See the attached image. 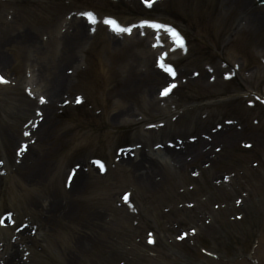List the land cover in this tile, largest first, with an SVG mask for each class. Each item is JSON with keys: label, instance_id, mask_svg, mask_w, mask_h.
Instances as JSON below:
<instances>
[{"label": "rangeland", "instance_id": "374dc122", "mask_svg": "<svg viewBox=\"0 0 264 264\" xmlns=\"http://www.w3.org/2000/svg\"><path fill=\"white\" fill-rule=\"evenodd\" d=\"M0 1L1 13L6 14L9 9L14 11L24 23L39 31L41 37L51 39L54 33L57 35L56 32L67 30L65 23L71 20L73 13L92 12L102 25L104 18L108 16L117 17L123 24L135 23L140 19L124 10L110 7L108 3L119 4L114 0ZM175 1L172 0V3ZM220 9L215 0H200L194 14L195 24L189 22L187 15L174 12L173 16L181 20V31L190 42L198 46L196 50L211 64L224 67L220 59L223 58L233 65H228L227 69L230 71L232 67H239L237 78L227 82L220 80L214 85L205 81L199 86L180 87L166 103L168 108L163 115L148 112L143 107V102L148 92L158 97L159 89L166 82L154 87L150 76L147 77L145 70L148 69V61L145 60L141 46L138 49L136 46L131 47L133 43L129 40L126 47L127 42L108 47L105 42L107 29L103 26L104 30L98 29L95 36L86 40L82 48L73 53L77 57L79 54L82 70H86L88 63L89 66L92 65L93 71H99L100 88L89 93L90 97L86 94V103L81 107L74 106L75 96L80 94L78 89L66 88L64 94L58 96L62 84L59 90L51 91L56 96L53 99V121L51 127L45 130L46 137L38 140L32 154L38 157L41 166L52 175L56 173V165L60 164L62 168L57 172L61 183H64L69 170L81 164V161L88 164L89 159L98 154L105 155L109 160L115 157L118 147L144 145L142 134L147 132L146 126L149 124L172 122L176 129L166 136V141L188 139L210 131L216 123L209 125L211 121L203 119L210 110L220 119H236L244 124L237 136L230 132L225 136L228 142H225L226 139L224 142H217L213 151L219 147L223 152L214 163L206 157L195 162L187 161L190 166L186 172L170 171L161 183L156 181L158 188L152 191H146L142 186L135 187L134 190L127 187L137 183L131 177L132 171L122 165L119 169L112 168V173L110 165V173L105 177L88 164L90 185L86 194L94 200L99 211L90 214L86 210L88 205L85 204L82 208L79 207V217L70 224L84 249L80 264H218L211 263L212 260L202 254L201 248L217 254L222 258V264L236 261L235 264H250L252 261L247 258L251 256L250 250L255 243L258 248L253 259L264 264V23L260 24L258 30H250L243 25V22H249V13L248 19L244 20H238L236 14H223V23L216 25L221 15ZM155 13L158 14L149 15L150 19L170 22L168 12L166 16H160L159 11ZM263 17L259 16L258 22ZM168 43L170 44H166ZM118 47L122 48V52L116 49ZM40 53L41 57L37 58L42 64L34 61L24 63L22 56L8 52L9 60L4 62L5 70H2V75L12 82L28 74L31 79V75L34 78L38 75L35 68L59 64L61 51L57 43L52 47L47 45ZM108 58L113 59L121 69V77L115 78L114 71H110ZM103 59L107 64H101ZM172 61L180 69L186 67L185 62L178 61L177 56H173ZM153 64L150 63V68L154 67ZM66 66L68 70H74L77 64L73 61ZM193 68L194 63L188 65V69ZM74 73L76 74L73 71ZM74 86L72 88L76 87ZM2 88L0 87V120L6 124H14L18 128L17 132L24 130V126L31 119H36V116L20 115L19 101L26 98L23 89L14 87L7 92ZM48 95L49 92L43 90L36 97L44 96L49 102ZM253 95L259 102L250 109L247 103L254 100ZM130 114L136 117L132 118ZM135 120L139 124H135ZM197 122L202 125H197ZM232 136L234 142L231 140ZM160 141H151V149ZM246 142L253 144V148L246 149L242 145ZM223 145L226 147L223 148ZM209 163L213 164L202 171V174L199 173V178L191 177L190 173L195 169L203 170V166ZM218 182L222 186L216 184ZM3 184V192L0 191V213L7 209L14 210L19 213L22 223L23 218L29 217L28 213H21V204L25 201L20 200L21 195L17 191L13 192L7 182L4 181ZM191 185L193 187L190 189ZM126 190L132 191L136 213L121 207L120 196ZM240 197H243L245 208L235 206ZM15 199L14 204L21 207L18 211L10 205V201ZM188 203H193L195 207L188 208ZM215 205L220 206L219 210H215ZM205 214L209 215L208 221L211 224L201 219ZM237 214H242L241 221L231 219ZM57 218L58 215L53 220ZM33 223L41 224L38 221ZM49 224L53 222L46 221L44 229L40 228L42 234L44 231L48 232L45 227ZM105 225L110 230L108 235ZM190 228L197 230V235L179 242L180 232ZM148 231L154 232L157 239L154 247L146 243ZM56 234L60 235L61 232L56 231ZM106 240L110 243L111 258L104 252ZM36 242L33 245V250L36 251L33 261L31 260L33 264H63L59 261L58 251L57 255H52L45 251L43 243ZM46 242L48 244V237ZM38 245L43 250H38ZM64 248L66 245L63 239L52 243V249L60 251ZM3 257L0 256V264L4 261Z\"/></svg>", "mask_w": 264, "mask_h": 264}, {"label": "bare ground", "instance_id": "6f19581e", "mask_svg": "<svg viewBox=\"0 0 264 264\" xmlns=\"http://www.w3.org/2000/svg\"><path fill=\"white\" fill-rule=\"evenodd\" d=\"M249 2L251 4V0H244L243 2H241L240 0H224V4L225 7H232V6H236V5H242L239 8L233 7V9H229L230 12L233 11H237L240 16H244L246 13L250 12L251 8H250V4L246 3ZM8 18V17H7ZM84 24H82L80 21L78 20H74L73 26L78 28V33L74 36V35H68L66 34L65 37L63 35V39L62 41V46H63V57L60 60V63L58 64V67L56 68L57 70H59L60 72H62L61 70V66L62 63L65 64L66 61H70L72 63V61L74 60L71 59V57L69 56V52L70 50L73 49H78L81 47V43L84 40V37L82 35V30H83V26ZM81 29V30H79ZM2 25L0 27V35L2 34V36H4L3 38L0 39V67L4 65V62H7L8 57H6L1 49V46L6 45L7 44V39L8 38H17V41H20L22 43L20 49H19V53L24 57L25 62L31 60L32 61V56L30 57V55L33 53V49L30 45V42L37 44L39 42V40H37L36 38V33L32 30V27L30 26H26V25H22L21 23H19L18 20H15L11 23H7L6 27H5V32L2 31ZM20 35H24L23 37H21ZM14 36V37H13ZM112 43H118V41L115 38H112ZM146 45V49L144 50V54L145 57L150 59L152 57V51L149 50V45L147 43L146 40L142 41L141 39L137 41V45L138 44H143ZM58 44V43H57ZM29 45V46H28ZM42 48H45V46H41ZM30 57V58H29ZM35 62H39V60L35 61ZM78 68V67H77ZM76 68V69H77ZM153 76L159 78L160 82H163L164 80H166V76L161 75L159 72L157 71H153ZM39 76V75H38ZM53 83H52V82ZM72 83L71 79L69 76L67 75H61L59 77L56 78H52L50 81L48 80V77L46 76V73H42L39 76V80L37 85H40L42 82L46 83L43 87L42 90H45L47 92H49V94L53 97L54 93L51 92V88L50 86L47 84L51 83L52 85H58L59 83H66V82ZM27 81H25L23 78L20 79V82L18 83V86L21 88L23 86V83H26ZM70 87L69 85H66ZM146 103L148 104L149 108H156V105H158V103L154 102L153 103L155 105H152V98L150 100V98H146L145 99ZM53 105L50 103L47 106H44V110L48 113V115H50V113L52 112L51 108L52 106H54V102H52ZM37 104H35L32 100H26L23 108H22V112L23 114L27 115L30 114L33 110L34 107H36ZM159 110V108H158ZM160 111V110H159ZM48 121H50V116H48V120H47V124ZM45 126L42 125L40 126V129L36 132V134H41L43 135V131H44ZM8 131V132H7ZM164 132L161 131L160 134ZM17 135L16 132L14 130L11 129H1L0 130V145L1 147L4 148L5 150V154L7 155V149L9 148L10 144H15L17 143ZM147 143L150 142L148 140H145ZM168 151V149H166V152ZM197 151L196 147H192V146H187L186 149L182 150L180 153H170L168 152V154L173 155L174 157H176V159L173 160V165L180 169H186V166L184 165L183 161L184 158L187 154L190 153H194ZM33 158H29L25 161V164L16 169L15 173H18L19 175H14L13 173H11V178L8 180L10 183H12V187L15 188L16 184H17V180L19 179L22 182H20V185L23 189H27L28 187L33 188L35 186V189L33 191V196H29L26 199V204L29 205L31 203V211L36 214L37 216H42L44 213L46 214H51L52 216L54 214H57L58 209H57V205L55 204L57 202H59L60 198L59 196H62L64 199H77L78 195H80L79 193L81 191H83L84 188L87 187L86 183H87V175L80 173V178L83 182V184L75 187V189L71 188V190L69 192L65 191L63 189V187L59 188L56 187L55 183H53L51 175L46 173L45 169L40 168L39 166H35V164L37 163L36 159L35 161L32 162ZM145 161H147V163H150V160H148V158L146 157V154H144V157L142 158V160L140 162L145 163ZM9 163H11V159L9 156ZM135 164L134 161H132L131 159L128 160H123L122 161V165H127L128 168H130L131 166H133ZM15 169V168H13ZM147 171H150L151 173L147 175V178L145 176V174L142 172L143 177L146 178L147 181L153 183L154 180V175H159L160 173L163 172H168V169L163 167L161 169L160 164L158 166H152L150 165V167L146 168ZM27 185H26V184ZM30 183V184H28ZM53 185V186H52ZM85 193V192H83ZM81 193V194H83ZM56 196H58V198L56 199ZM74 197V198H73ZM43 202H45L43 204ZM91 209V208H90ZM78 214H72V217L77 216ZM76 218V217H75ZM72 220H68V222H70ZM62 224L58 225L59 229L61 227ZM55 228L57 227L56 225L54 226ZM51 233L54 232L53 229H49ZM108 232V230H106ZM67 234V235H66ZM66 234L63 235V239L66 240L67 239V243H68V247L69 249H65V250H61L60 251V255H61V260L64 262L66 260V258L69 257V260L67 261L66 264H75V260H76V252H79V248H78V244L76 241V238L74 236L73 233L71 232H67ZM111 240V238H110ZM11 254L8 257V264H20V260L17 259L18 256V250H15V247H11ZM76 251V252H75ZM111 251V247H110V243L108 242V247H107V252L108 254ZM75 258L72 262V258ZM71 262V263H70Z\"/></svg>", "mask_w": 264, "mask_h": 264}, {"label": "snow or ice", "instance_id": "6c2138e0", "mask_svg": "<svg viewBox=\"0 0 264 264\" xmlns=\"http://www.w3.org/2000/svg\"><path fill=\"white\" fill-rule=\"evenodd\" d=\"M152 2H153V0H145V3L149 7H151ZM82 15H85L90 22H92V23L96 22L92 13H90V12L89 13H83ZM105 23L111 25L114 31H117V32H125V31H127L129 33L131 32V29L121 28L114 20H106ZM145 26L151 27L152 29L157 30V31L163 29L164 31L168 32L171 35V37L173 38L174 43H176L180 48H184V40H183V38L180 36V34L175 29H173V28H171L169 26H166V25H161L159 23H148V22H145L144 24L141 25V27H145ZM161 67L164 68L165 66L163 64H161ZM165 70L167 72H169L171 75L175 76V72L170 66L167 67ZM0 82H6V81H4V78L2 76H0ZM174 87H175V85H171L168 88H165L162 91L161 95L169 94L171 89L174 88ZM43 102H44V98L42 97L41 98V103H43ZM77 102H79V99L77 100ZM95 163L101 169H103V164H101L99 161H96ZM124 199L125 200L128 199L127 195H125ZM3 223H4V221L0 220V224H3Z\"/></svg>", "mask_w": 264, "mask_h": 264}]
</instances>
